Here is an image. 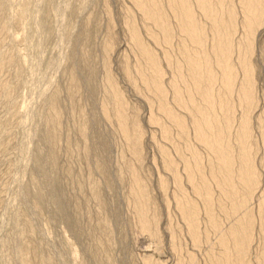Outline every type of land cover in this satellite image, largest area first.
Returning <instances> with one entry per match:
<instances>
[{"label": "rangeland", "instance_id": "obj_1", "mask_svg": "<svg viewBox=\"0 0 264 264\" xmlns=\"http://www.w3.org/2000/svg\"><path fill=\"white\" fill-rule=\"evenodd\" d=\"M127 9L145 40L160 51L161 45L146 35V20L132 0H0V264H25L21 255L31 252L22 250V244L34 246L33 264H176L178 256L184 264H211L207 252L212 247L220 249L213 231L200 247L192 241L173 196V172L163 165L159 151V144L171 149V143L161 136L159 125L147 121L146 101L153 100V93L141 82L138 91L124 74L122 59L130 64L135 60L124 20ZM107 30L117 40L109 54L111 72L129 105L128 112L137 108L143 127L139 172L153 197L150 211L157 214L156 236L141 229L129 195L125 162L132 160V153L113 116L102 114L107 93L101 57ZM263 36L264 22L252 53L257 98L252 133L259 182L249 207L255 209L258 199H264L261 133L255 123L264 102ZM90 67L92 81L87 77ZM72 71L81 82L74 94L79 107L72 106L68 94ZM169 76L167 71L164 77ZM55 88L60 93L61 129L52 161L46 135ZM156 103L152 106L158 114ZM78 108L84 114L85 136L78 129L82 120ZM239 113L236 107V123ZM170 153L176 156L174 150ZM98 163L106 167V173L99 170ZM177 167L185 189L202 205L185 178L183 163L178 161ZM161 176L167 180L163 190ZM89 178L98 184L102 204L91 194ZM212 187L216 200L218 188ZM35 190L41 195L39 200ZM216 213L223 227L232 221L218 208ZM103 217L108 228L99 221ZM199 218L203 229V207ZM255 234L249 264L257 262L260 234ZM190 253L193 261H189ZM108 255L111 259L105 261Z\"/></svg>", "mask_w": 264, "mask_h": 264}, {"label": "bare ground", "instance_id": "obj_2", "mask_svg": "<svg viewBox=\"0 0 264 264\" xmlns=\"http://www.w3.org/2000/svg\"><path fill=\"white\" fill-rule=\"evenodd\" d=\"M132 2L146 20V35L161 45V49L157 51L145 40L135 23L134 15L127 9L124 20L135 60L130 64L132 62L129 63L127 58L122 59L124 74L138 91H141V82L144 89L153 93V100L146 101L149 108L147 121L159 125V133L171 143V149L158 143L159 151L163 165L173 172V196L187 223L192 241L200 247V243L211 239L210 232L213 231L220 249L212 247L207 252L209 263L249 264L248 255L257 231L260 234V246L255 261L256 264H264V199H258L256 209L249 207L259 182V173L254 163L257 143L254 144L256 141L252 133V110L257 103L252 53L257 33L264 22V0ZM107 18L110 22L109 13ZM107 33L102 49L104 56L101 57L107 93L101 104L102 114L113 116L132 153V160L125 162L129 174V195L141 229L156 236L157 214L150 211L153 197L139 172L142 165L143 127L137 108H133L132 113L128 112L129 105L111 72L109 54L117 40L112 31L107 30ZM260 49L263 55L261 65L264 68V38ZM167 71L170 76L165 78ZM88 72L87 77L92 81V67ZM80 83L72 71L68 93L72 106L79 107L74 102V94ZM155 101L158 114L152 106ZM236 107L240 109L237 123ZM49 108L50 117L47 118L51 126L46 131V138L51 144L49 159L53 161L56 158L54 147L61 129L60 93L57 88ZM78 111L82 118L78 129L81 136H85L84 114L81 108ZM255 123L261 133V163L264 166V102ZM200 145L207 150L206 153L200 151ZM170 150H174L176 156ZM178 161L183 163L185 178L191 182V189L202 205L185 189L177 167ZM98 166L101 172H107L105 166ZM89 182L91 194L102 204L98 184L92 178ZM166 183V178L159 177L162 190ZM212 185L218 188L216 200L213 198ZM33 193L37 200L41 198L39 191ZM202 207L205 212L203 229L199 218ZM216 208L225 216L232 217L226 227H223V221L217 216ZM99 221L108 228L106 217ZM21 249L31 252L30 255H21V260L25 264H33L36 252L34 246L22 244ZM188 258L193 261V254L190 253ZM110 259L108 255L105 261ZM148 264L159 263L149 261ZM176 264H184L179 256Z\"/></svg>", "mask_w": 264, "mask_h": 264}]
</instances>
